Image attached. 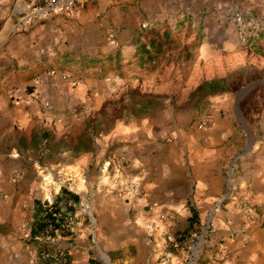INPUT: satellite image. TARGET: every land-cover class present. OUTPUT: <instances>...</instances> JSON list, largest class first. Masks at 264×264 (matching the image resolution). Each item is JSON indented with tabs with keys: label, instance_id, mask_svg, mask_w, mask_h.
Returning a JSON list of instances; mask_svg holds the SVG:
<instances>
[{
	"label": "crops",
	"instance_id": "obj_1",
	"mask_svg": "<svg viewBox=\"0 0 264 264\" xmlns=\"http://www.w3.org/2000/svg\"><path fill=\"white\" fill-rule=\"evenodd\" d=\"M42 1L0 0V264H29L55 248L65 264H264V149L225 171L242 143L230 94L203 96L210 124L177 133L179 158L164 142L169 111L125 120L104 105L128 87L159 95L142 53H153L149 39L164 25L196 26L208 55L232 53L231 15L253 19L263 28L245 44L264 69V0H89L20 26ZM60 188L87 199L89 216L53 245L27 241L31 209L55 202ZM190 227L206 228L204 239L171 241Z\"/></svg>",
	"mask_w": 264,
	"mask_h": 264
},
{
	"label": "rangeland",
	"instance_id": "obj_2",
	"mask_svg": "<svg viewBox=\"0 0 264 264\" xmlns=\"http://www.w3.org/2000/svg\"><path fill=\"white\" fill-rule=\"evenodd\" d=\"M196 29V26L189 24H175L172 27L164 25L158 31L160 34L163 32L167 34V40L162 42L164 43V52L158 56L152 54L155 57L153 64L152 61H148L147 55L142 53L146 77L159 94L153 96V99H148L147 110L159 106L161 110L171 113L169 124H164L166 136L164 142L177 145V158H179L184 153L182 151L184 141L177 136V133L190 130L201 131L202 128L199 127L201 121L210 115L208 113L211 109L209 101H205L202 95L194 92V89L202 80L217 77L224 79L225 92L230 94L235 107L234 113L233 110L228 111V118L234 122L233 126L240 132L242 139V143L236 145L230 157L225 159L226 171L228 162V164L238 165L240 162L250 161L253 159L252 150L256 153L264 149V69L257 68L255 55L250 50L252 48L249 49V45L245 43L242 47L240 40H235L237 43L232 45L234 46L232 53L222 52L221 49L217 53L208 55L201 52L200 44L205 39L199 38L192 31ZM190 43L195 48L189 50V60H184V49ZM261 58L264 59L263 56ZM137 87L135 89L140 93L151 95V91L144 86ZM126 90L133 89L128 87ZM240 93L243 94V97L236 102L237 95ZM121 95L117 98L112 97L107 101L108 104L105 107L111 112L114 110L116 115H120L125 120L139 115L141 107L147 102V99L140 94H136L130 101L125 97L120 102ZM165 112L160 113V121L165 120ZM161 124L163 123L161 122ZM244 137L247 138V141ZM246 144L250 147H247ZM185 157L184 155L183 159ZM179 185L177 184V186ZM206 234V228L201 231L198 227L182 238L177 233L171 241H202ZM186 247L189 246L186 245ZM183 264L193 263L186 259Z\"/></svg>",
	"mask_w": 264,
	"mask_h": 264
},
{
	"label": "built area",
	"instance_id": "obj_3",
	"mask_svg": "<svg viewBox=\"0 0 264 264\" xmlns=\"http://www.w3.org/2000/svg\"><path fill=\"white\" fill-rule=\"evenodd\" d=\"M89 0H43L40 4H31L27 12L20 18L18 24L34 25L48 19L53 15H68L74 11L78 3ZM231 22L235 25L239 40L242 43L247 42L249 36L262 31V25L253 20H246L240 14L230 16ZM71 82H74L73 80ZM210 124V119L206 118L200 123V128H204ZM62 188H60L61 190ZM59 190V195H60ZM74 194V193H73ZM76 195V194H75ZM78 196V195H77ZM78 202L74 206V210H65L60 208L52 217L53 223H48L45 228L40 230L35 237L31 236V228L34 221L38 206L35 205L31 209L32 217L23 227V233L27 241L39 243L40 245H53L56 238L66 232H71L73 228L84 218L89 216V204L87 199L78 196ZM44 207L49 208L52 203L42 202ZM67 255L55 248V250H43L38 254H34L29 259V264H65ZM192 262V261H190ZM212 264H224L218 257L211 259Z\"/></svg>",
	"mask_w": 264,
	"mask_h": 264
},
{
	"label": "trees",
	"instance_id": "obj_4",
	"mask_svg": "<svg viewBox=\"0 0 264 264\" xmlns=\"http://www.w3.org/2000/svg\"><path fill=\"white\" fill-rule=\"evenodd\" d=\"M166 40H167V34L164 32L161 34H157V36L149 39L148 45L150 48L154 49L153 53L155 54V56H158L164 52V43L162 42ZM173 46L175 47V45ZM193 48H194V45H192V43H190L188 47H185L184 60H189L190 58L189 50ZM153 53H150L149 50L144 48V54L147 55L148 61L155 60V57L152 56ZM224 91H226L224 79H212V80L204 81L200 83L194 90L195 93L202 95V96H207V95L224 92ZM136 94H140V96L147 99V102L141 107L142 112L147 111L148 102H149L148 99L150 98L153 99V96L140 93L137 89L125 90L121 95L120 102H122V99H124L125 97H127L130 101ZM107 104H108L107 102L104 103L105 106ZM78 199L79 197L77 195L62 188L60 190V195L56 198L55 202H53L52 205H50L49 208H46L41 203H38L37 204L38 209L35 214L34 221H33L32 228H31V236L35 237L40 230L45 228V225H47L48 223H53L54 219L52 216L60 208L65 209V210H70V211L74 210V206L72 205H76V203L78 202ZM197 222H198L197 214L193 209H191V217L189 218V224L192 227V225ZM191 227L187 231L178 233V236L182 238L184 235L190 234Z\"/></svg>",
	"mask_w": 264,
	"mask_h": 264
}]
</instances>
